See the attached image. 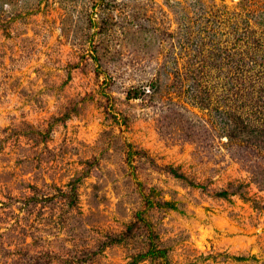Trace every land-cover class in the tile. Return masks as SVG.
<instances>
[{
	"label": "rangeland",
	"instance_id": "374dc122",
	"mask_svg": "<svg viewBox=\"0 0 264 264\" xmlns=\"http://www.w3.org/2000/svg\"><path fill=\"white\" fill-rule=\"evenodd\" d=\"M0 264H264V0H0Z\"/></svg>",
	"mask_w": 264,
	"mask_h": 264
},
{
	"label": "trees",
	"instance_id": "16d2710c",
	"mask_svg": "<svg viewBox=\"0 0 264 264\" xmlns=\"http://www.w3.org/2000/svg\"><path fill=\"white\" fill-rule=\"evenodd\" d=\"M255 112H256V110H255ZM165 253L166 252L164 250L150 249L147 254H150V255H153V256L154 255H159V256L164 257ZM145 256H147V255H145Z\"/></svg>",
	"mask_w": 264,
	"mask_h": 264
}]
</instances>
